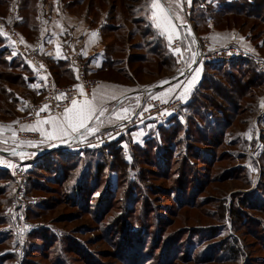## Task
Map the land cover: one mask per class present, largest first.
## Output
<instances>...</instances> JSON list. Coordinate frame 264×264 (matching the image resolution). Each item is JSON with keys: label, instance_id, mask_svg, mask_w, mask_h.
I'll use <instances>...</instances> for the list:
<instances>
[{"label": "rangeland", "instance_id": "rangeland-1", "mask_svg": "<svg viewBox=\"0 0 264 264\" xmlns=\"http://www.w3.org/2000/svg\"><path fill=\"white\" fill-rule=\"evenodd\" d=\"M174 1L168 7L172 17ZM62 2L105 21L110 55L120 60L110 71L116 82L151 84L173 75L171 62L165 67L154 55L159 40L149 22L152 0ZM196 3L209 4L197 14L216 7ZM258 3L260 19L230 16L214 23L220 30H239L253 51L247 52L264 58V1ZM191 15L184 20L197 34ZM178 27L181 37L173 43L184 49L171 50L183 54L175 58L185 64L195 42ZM208 30L200 27L201 34ZM244 60L260 77L256 101L240 103L223 80L234 70L231 62L208 63L218 67L205 66L203 89L140 141L124 135V141L61 149L45 163L36 162L45 155H14L12 167L0 168V264H264V73ZM136 95L119 104L133 110ZM228 102L241 108L239 115ZM22 172L23 190L17 177Z\"/></svg>", "mask_w": 264, "mask_h": 264}, {"label": "crops", "instance_id": "crops-1", "mask_svg": "<svg viewBox=\"0 0 264 264\" xmlns=\"http://www.w3.org/2000/svg\"><path fill=\"white\" fill-rule=\"evenodd\" d=\"M19 1L20 0H13V2L9 4L7 11L4 14L0 13V18L5 20L8 27L18 30L23 37L36 48L43 60L44 67H46L59 82L65 83V85H67V83L72 84L76 81L75 73L66 60L64 51L70 38H77L81 45L82 58L87 64L90 75L101 82L94 92L93 97H95V99L93 102L98 107H103L105 111L103 114L97 112L95 118L89 121V126L92 131L80 129L78 132L69 135L56 134L49 136L48 133L52 131V122L50 118L62 117V114L60 116L50 117L46 121L38 122L36 128L44 137L43 143L24 145L17 141L14 137V129L17 120L28 113L30 106L36 103L43 95L45 74L42 70L36 69L32 64L25 61L16 52L12 42L4 34H0V51L8 50V54L5 58L9 62L17 60L18 63L22 64L25 68L21 73L23 76V85H11L12 87L6 85L7 89L14 93L17 106L12 115L0 117V149L18 152L22 148L26 150L22 152V154L29 152L31 155L35 154V157H41L47 154H40L39 152L47 150L56 144L74 140L76 136H79V139H75L73 145L64 149L75 148L79 150L86 148L88 145H102L98 139L99 135L107 128L123 123L134 110L130 107H122L119 104L120 100L125 96L129 97L130 95L134 96L136 94L145 95L148 93L162 101L180 100L184 102L192 96L204 77V69L208 64L201 63L186 77L177 79V75L182 71L180 68L181 63L178 64L176 60L177 74L166 76L151 84L122 85L116 82L117 76L110 73L112 69L117 67L120 60L110 55V45L106 40V33L104 30L105 21L103 19L98 21L91 20L87 13L72 11L63 4L62 0H45L38 3L34 16L30 17L20 10L21 4ZM205 1L206 3H212V5L216 6L215 8L210 7L213 9H219L224 6V4L247 6L246 3L241 0ZM170 2L171 0H160L161 6L166 9H168ZM205 5L209 4H200L199 8L203 9ZM153 11L154 9L151 5L149 22L155 27L157 36L164 40L168 52L174 56L173 52L175 50L172 51V47L170 46L171 43L181 37L180 29L169 12L173 37L169 40L168 32L156 26L152 15ZM214 22V19H208L204 23L209 28L208 32L206 34L200 33V27L204 25L201 24L197 34L207 38L213 46H239L243 50L253 52L246 46V40L239 30H220L217 29ZM93 33H96V35H93ZM153 87H157L158 89L149 91V89ZM20 88L24 90L23 93L17 91ZM182 96L183 98H181ZM93 97L85 99L91 100ZM113 97H115V99ZM121 109H127V111L121 112ZM156 126L159 125H141L132 131L131 135L140 141L148 135L149 132L156 129L154 128ZM13 160V156L11 158L10 156L0 153V168L6 167L9 169L12 167L9 165H13L14 163L12 162Z\"/></svg>", "mask_w": 264, "mask_h": 264}, {"label": "built area", "instance_id": "built-area-1", "mask_svg": "<svg viewBox=\"0 0 264 264\" xmlns=\"http://www.w3.org/2000/svg\"><path fill=\"white\" fill-rule=\"evenodd\" d=\"M194 0H175L173 2L172 14L178 26L183 27L185 16H190L193 9ZM186 19V18H185ZM0 29L6 33V37L15 46L16 52L27 62L32 64L36 69L42 70L45 74L44 90L41 99L30 106L29 112L17 121L15 126L14 137L23 144L43 143L44 137L37 130V124L40 121H46L50 117L60 116L66 107L71 106L73 99L81 101L92 95L96 89L97 82L90 77L87 64L82 58L81 47L76 38H71L65 48V58L69 62L75 73V83L62 85L56 82L55 76L44 67L42 58L36 48L28 43L24 37L15 29L7 26L5 20L0 18ZM173 50L184 49L181 42H175L172 45ZM190 48V47H189ZM178 59L183 58V54L176 55ZM251 60L256 63L264 73V58L243 50L239 46L216 47L206 40L198 38V44L194 43L192 58L185 64H180L181 71H186L195 61L199 63H222L232 62L240 59ZM81 89L83 91H81ZM63 94V95H61ZM138 102L132 114L121 124L113 125L107 128L98 137L100 142H109L110 140L128 134L131 128L150 123L165 124L171 117L178 113L182 104L180 100L162 101L153 97L151 94L138 95ZM35 129V130H33ZM24 172L19 174L18 187L24 188Z\"/></svg>", "mask_w": 264, "mask_h": 264}, {"label": "trees", "instance_id": "trees-1", "mask_svg": "<svg viewBox=\"0 0 264 264\" xmlns=\"http://www.w3.org/2000/svg\"><path fill=\"white\" fill-rule=\"evenodd\" d=\"M36 1L35 0L34 1L33 0H24V2L21 4L20 10L22 12H24L26 15L28 14L30 17H33L38 3L43 2L45 0H41V1L36 0ZM241 1H244L247 6H250V8H248L247 6L245 7L243 5L241 6L238 4H230V5L224 4V6H222L219 9L218 8L213 9V8L208 7L207 12L201 11L197 14L196 11L198 9H200L199 8L200 3L197 4L196 0H194L193 9H192L193 11H192L191 16H192V19L195 21V27L197 29H199L201 24H204L208 19H211V18L214 19V21L217 20V18H219V17L220 18H222V17L227 18L230 16L245 17V18H254L255 17L256 19L261 18L260 16H258V13L256 14V12H254V11L257 10V8L259 7L258 2L262 3V1H264V0H241ZM249 2L253 3L252 4L253 6L249 5ZM9 4H10L9 0H0V13L1 14H4L7 11ZM195 15H197V16H195ZM227 22H229V20H227ZM108 29H112V28H108ZM104 30L106 31L107 28L104 27ZM112 30H114V29H112ZM158 40H159V47L154 50V55L161 59L160 62L163 63V65L165 67L170 65V62H171L172 66L174 68L172 72H173V74H177L178 70L176 67L175 56H173L172 54H170L168 52V50L165 47L164 40L162 38L158 37ZM110 51H111V48H110ZM7 54H8V50H1L0 51V96L2 97V99L0 100V105L1 104L7 105V107L6 106L0 107V115H2V116L12 115L14 113L16 106H17V104H16L17 102L15 101L14 93L10 92L7 89L6 85H10V87H12L11 85H13V86L14 85H23V82H22L23 76L21 73L25 69L24 66H22V64L18 63L17 60L9 62L5 58ZM215 65H216V67H218L217 64H215ZM215 65H207V67L209 68L210 66H215ZM108 66H109V63H108ZM112 66H115V65H112ZM224 66L225 65H223V67H221V68H216L218 70L217 72H222V70L224 69ZM229 66L234 68V70H230V71H232L231 73H229V72L225 73V74H230L228 77L222 75L223 80L227 81V83L230 85V88H233L235 90V92H238L239 102L243 103L244 100H248L249 98L255 99V101H256V97H255L256 94L254 95V90H257V88H259V86H257V81H258V79H260V77L255 73V70L252 68L254 65L251 64L250 62L246 61V60L243 61V59H240V60H236L235 62L232 61ZM106 67H107V65H106ZM207 77H208V75L204 74L202 81L200 82L199 86L194 91V93H196L200 89H203L204 84L207 83ZM246 79H248V80H246ZM59 83H62V82H59ZM62 84H65V83H62ZM67 84H71V83H67ZM219 87H220V85H219ZM261 92H262V90H261ZM215 93H217L220 97H222L220 92H215ZM244 104H246V107H247V109H249V111L253 112L252 110H254V109L252 107H248L250 105L248 102H246ZM227 105H228V108H230V111L233 110L232 111L233 115H239V110L241 108H238L237 104H235L234 102H228ZM189 107L192 108L191 106H189ZM26 114H24V115H26ZM145 124H150V123H145ZM142 125H144V124H142ZM161 125H164V124H161ZM161 125H159V126H161ZM139 126H141V125H139ZM139 126L131 128L129 130L128 134H126V135H131L132 131H134ZM163 132H164V130L162 131V133ZM163 134L166 137V134L165 133H163ZM123 136L116 137L110 141H115L119 138L121 139V141H124V139L121 138ZM170 136H171V134H170ZM102 145H104V144H102ZM56 152H58V151H56ZM56 152H53V154H55ZM60 154H62L61 151H60ZM48 156H49V154L40 158L36 162L45 163L46 161H43V160H47ZM123 165H124L123 162L120 161V164L118 163L117 166L120 169H123L124 168ZM103 170L104 169H100L99 173H102ZM81 192L84 193L83 188H82Z\"/></svg>", "mask_w": 264, "mask_h": 264}, {"label": "snow or ice", "instance_id": "snow-or-ice-1", "mask_svg": "<svg viewBox=\"0 0 264 264\" xmlns=\"http://www.w3.org/2000/svg\"><path fill=\"white\" fill-rule=\"evenodd\" d=\"M152 8L154 9L152 15L154 17V22L158 28L164 29L168 32V39L171 40L172 31H171V21L169 16V10L162 7L160 0H152ZM0 34H5L0 29ZM96 35V33H93ZM179 51V49H177ZM81 91H83L81 89ZM186 94V93H185ZM63 95V94H61ZM115 99V97H113ZM183 98V96L181 97ZM93 99H84L78 101L73 99L71 101V106L64 109L62 117H53L50 118L52 122V131L48 133L49 136L56 134L69 135L71 133H76L80 129L86 131H92L89 126V121L95 118L97 112L103 114L105 109L103 107H98L93 101ZM127 109H121V112H126ZM35 130V129H33ZM12 166V165H9Z\"/></svg>", "mask_w": 264, "mask_h": 264}, {"label": "water", "instance_id": "water-1", "mask_svg": "<svg viewBox=\"0 0 264 264\" xmlns=\"http://www.w3.org/2000/svg\"><path fill=\"white\" fill-rule=\"evenodd\" d=\"M183 28L191 36V38L194 40V42L198 44V38H197L196 33L194 32L193 26L190 24V22H188L187 20H183ZM198 64H199V61H195L194 64L190 68H188L186 71L180 72L177 75V79H181V78L186 77L193 69H195L197 67ZM157 89H158L157 87H153V88L149 89V91H155ZM75 139L78 140L79 136H76L74 138V140ZM74 140H70V141H67V142H64V143H61V144H56V145L52 146L51 148H49L47 150H44V151H41L39 153L40 154H48V153H51V152H54V151H58V150L64 149V148L72 145L74 143ZM24 151H26V150L21 149L18 152H16V151L11 152V151L0 149V153H2L4 155H7V156H10V157H12L14 155L15 156L16 155H20Z\"/></svg>", "mask_w": 264, "mask_h": 264}, {"label": "bare ground", "instance_id": "bare-ground-1", "mask_svg": "<svg viewBox=\"0 0 264 264\" xmlns=\"http://www.w3.org/2000/svg\"><path fill=\"white\" fill-rule=\"evenodd\" d=\"M183 72V71H182ZM138 95H136V97H137ZM33 154V153H32ZM23 156H25V157H31V156H33V155H31V153H29V152H27V153H23L22 154ZM35 155V154H34Z\"/></svg>", "mask_w": 264, "mask_h": 264}]
</instances>
